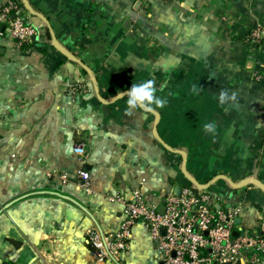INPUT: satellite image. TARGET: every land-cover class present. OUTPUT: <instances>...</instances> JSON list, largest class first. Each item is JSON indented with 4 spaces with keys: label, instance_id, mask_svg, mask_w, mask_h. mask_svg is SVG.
I'll list each match as a JSON object with an SVG mask.
<instances>
[{
    "label": "crops",
    "instance_id": "0c3cea01",
    "mask_svg": "<svg viewBox=\"0 0 264 264\" xmlns=\"http://www.w3.org/2000/svg\"><path fill=\"white\" fill-rule=\"evenodd\" d=\"M11 2L36 35L22 48L0 35V264H115L96 261L89 232H117L124 205L109 198L138 189L159 208L203 189L261 233L264 0H28L39 16L0 0V13ZM148 79L167 106L128 114L121 93ZM224 89L237 100L221 104ZM160 263L136 223L122 264Z\"/></svg>",
    "mask_w": 264,
    "mask_h": 264
},
{
    "label": "built area",
    "instance_id": "2783aa9c",
    "mask_svg": "<svg viewBox=\"0 0 264 264\" xmlns=\"http://www.w3.org/2000/svg\"><path fill=\"white\" fill-rule=\"evenodd\" d=\"M18 12L19 5L11 2L0 13V27L6 25L7 36L22 48L33 44L36 33L22 16L13 15ZM260 33V28L253 32L252 42L260 43ZM0 35H3L2 30ZM75 153L80 158L85 156L81 146L75 148ZM78 177L84 184H90L87 171L80 170ZM193 189L183 188L179 194L171 191L166 196L163 214L139 189L127 200L110 197L111 202L124 205L123 219L119 230L113 234L89 232L96 261L122 264L130 247L133 227L142 222L158 246L160 264H264V225L261 233L254 235L242 228L238 230L239 207L215 211L209 205L210 194L200 188ZM234 232H238L237 237L233 236Z\"/></svg>",
    "mask_w": 264,
    "mask_h": 264
},
{
    "label": "clouds",
    "instance_id": "9594fccd",
    "mask_svg": "<svg viewBox=\"0 0 264 264\" xmlns=\"http://www.w3.org/2000/svg\"><path fill=\"white\" fill-rule=\"evenodd\" d=\"M192 92L199 93V89L196 85L192 86ZM122 96H127V108L128 114H133L136 109H143L146 112L154 111L155 109H161L167 106L168 100L164 97L157 95V88L155 82L151 79L141 81L139 83H133L127 92L121 93ZM218 100L221 104H228L237 100V94L232 92L231 95L227 89L221 90L218 96ZM203 130L209 134H216V124L205 123Z\"/></svg>",
    "mask_w": 264,
    "mask_h": 264
},
{
    "label": "water",
    "instance_id": "95a60500",
    "mask_svg": "<svg viewBox=\"0 0 264 264\" xmlns=\"http://www.w3.org/2000/svg\"><path fill=\"white\" fill-rule=\"evenodd\" d=\"M24 5H25V7L31 12V14L36 15V16H39V15L36 14L31 8H29L28 0H24ZM41 17H42V16H41ZM42 18H43V17H42ZM54 44H55V47H56L60 52L64 53L63 50H62V47L58 44V42H57L55 36H54ZM64 55H65L69 60H72V61L78 63V64H79L80 66H82L87 72H89L88 68H87V67L84 65V63H82L78 58H76V57H74V56H72V55L66 54V53H64ZM185 166H186V163H184V166H183L184 171H185ZM191 182H193L195 185H198V184L196 183V181H194V180H192V179H191ZM229 182H230V184H231L232 187H234V188H238V186H236V184H234V183L231 182L230 180H229ZM180 191H181V189H177L176 193L179 194ZM164 205H165V200H163V202H162V206L159 208V212H160L161 214H163L164 211H165V206H164ZM161 233H162V235H164V234H165V230L162 229ZM233 236L237 237V236H238V232H234V233H233Z\"/></svg>",
    "mask_w": 264,
    "mask_h": 264
},
{
    "label": "trees",
    "instance_id": "16d2710c",
    "mask_svg": "<svg viewBox=\"0 0 264 264\" xmlns=\"http://www.w3.org/2000/svg\"><path fill=\"white\" fill-rule=\"evenodd\" d=\"M15 15H18V16H22L23 17V19H24V16H23V13L22 12H18L17 14H15ZM24 21L26 22V24H27V21L24 19ZM6 25H3V26H1L0 27V30H3V28L5 27ZM5 30L3 31V33L5 34L6 33V31H7V28H4ZM24 47H27V45H24ZM192 190H195V189H193L192 188ZM251 235H254V234H259L258 232H251L250 233Z\"/></svg>",
    "mask_w": 264,
    "mask_h": 264
}]
</instances>
